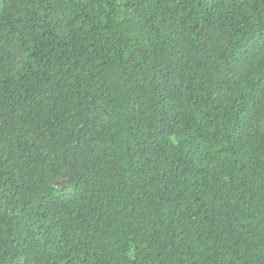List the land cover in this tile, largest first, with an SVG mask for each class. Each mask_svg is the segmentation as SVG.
I'll use <instances>...</instances> for the list:
<instances>
[{
	"label": "trees",
	"instance_id": "1",
	"mask_svg": "<svg viewBox=\"0 0 264 264\" xmlns=\"http://www.w3.org/2000/svg\"><path fill=\"white\" fill-rule=\"evenodd\" d=\"M264 0H0V264H264Z\"/></svg>",
	"mask_w": 264,
	"mask_h": 264
},
{
	"label": "rangeland",
	"instance_id": "2",
	"mask_svg": "<svg viewBox=\"0 0 264 264\" xmlns=\"http://www.w3.org/2000/svg\"><path fill=\"white\" fill-rule=\"evenodd\" d=\"M263 128H264V124H263Z\"/></svg>",
	"mask_w": 264,
	"mask_h": 264
}]
</instances>
